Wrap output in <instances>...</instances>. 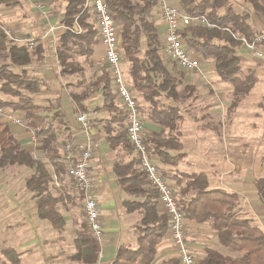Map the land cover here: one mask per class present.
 <instances>
[{
	"label": "trees",
	"instance_id": "obj_1",
	"mask_svg": "<svg viewBox=\"0 0 264 264\" xmlns=\"http://www.w3.org/2000/svg\"><path fill=\"white\" fill-rule=\"evenodd\" d=\"M86 0H65L63 23L74 26L78 23L83 32L77 34L70 30L63 33L59 39L58 56L64 73L80 70L69 64L68 49L71 43L77 46L76 52L89 57L94 52V45L98 42L97 28L87 22L88 10L83 11ZM109 11L121 26V50L123 58L130 62V77L132 87L149 103V116L161 125V130L153 135H146L147 151L157 156L164 163L177 164L186 155L181 152L182 143L177 137V126L181 120L179 107L175 104L165 105L162 95L178 99L182 97L179 86L183 82L184 73L172 71L167 66V56L162 51V41L158 28L153 20V12L158 0H105ZM258 13L264 15V0H245ZM16 0H0V4L11 5ZM182 8L191 15H205L219 25L227 26L233 31L251 39L257 30L249 22V14L238 12L230 0H179ZM222 9V11H220ZM186 43L191 52L200 54L204 58H212L215 70L223 81H229L234 86L237 96L247 94L254 87L257 77L254 70L248 69L244 75L240 74V58L237 48L242 41L236 39L231 32L220 28H208L193 25L182 29ZM146 45L142 53V46ZM5 54L13 65L29 64L32 53L25 45H16L7 39L0 26V54ZM35 54L42 55V47L37 46ZM88 63L91 64V61ZM83 69V68H82ZM81 69V70H82ZM89 84L84 92H72L78 110H87L82 103L85 94L101 89L104 103L99 110L118 114L114 117L118 127L108 125L106 136L112 146L122 145L128 152L135 151L128 139L124 127V111L116 103L110 77L105 69ZM20 75L8 68L7 64L0 65V79L5 78L3 87L12 94L18 95L11 86V81ZM17 79V80H18ZM21 82V81H20ZM186 88L191 90L189 85ZM1 105L13 109L24 110L27 125L35 135L43 139V151L47 162L36 159L29 151L21 146L17 137L12 133L6 122L0 121V168L11 164H19L36 168L26 180L27 188L37 197L38 210L41 217L50 220L57 228L64 225V218L56 209L62 195L56 196L50 191L51 182L66 180L67 169L63 161L62 151L58 146L59 134L53 122L64 121V114L60 110L52 115L42 114V107L28 97L21 95L17 100L5 101L0 99ZM140 109V106H139ZM112 119V120H113ZM176 132V134H173ZM178 151L171 154L170 150ZM139 158L134 157L128 162H117L114 170L121 189L129 195L138 197L137 200H125L124 206L128 211L138 210L140 220L136 224V240L134 244L126 243L118 247L111 264H152L158 253V245L165 237L169 228V216L158 208V192L151 186L147 174L135 164ZM52 168V172L48 168ZM204 172L182 173L178 176L177 194L180 210L187 219L197 222H209L217 232L219 242L238 252L235 256L227 255L218 249L207 248L206 256L199 264H264V231L253 224L248 218L238 214L240 196L227 188L209 187V180ZM65 182V181H64ZM257 186L264 194V177L257 179ZM77 251L69 256L70 260L93 264L97 262L100 252V241L94 238L88 223L83 220L77 237L75 238ZM2 253L6 257L5 264H23L20 254L11 247H3ZM158 264H181L177 257L161 259Z\"/></svg>",
	"mask_w": 264,
	"mask_h": 264
},
{
	"label": "crops",
	"instance_id": "obj_2",
	"mask_svg": "<svg viewBox=\"0 0 264 264\" xmlns=\"http://www.w3.org/2000/svg\"><path fill=\"white\" fill-rule=\"evenodd\" d=\"M20 1L21 0H16V3H13L11 5L0 4V17H2V20L8 22L7 23L8 25L5 24L3 25L2 22H0V24L10 28L22 40V41L14 42L16 45L19 46L25 45L27 46L28 51L32 53L31 62L29 64H25L21 66L11 64L9 59L7 58L9 61L6 63L8 65V68L13 70L15 73L19 75L21 74L22 76H28L30 78V75L32 74L31 73L32 65L34 63L39 64L40 62L45 60L46 55H48L47 53L48 49L52 47L55 48L58 46L60 37L63 35L64 32L70 30L67 29V27L69 28L70 26H67L62 21L64 18V13L59 23H55L57 19L49 20L48 13L50 11V7L48 6H47L48 11H45L43 8L45 14L43 13V11L37 12L35 8L34 13L36 18L32 20L35 21V23L34 22L20 23L18 22L19 20L13 21L12 19H9L5 14L3 15L1 14L2 6H8V7H11L13 5L16 6V4H18ZM23 1L26 3L33 4L28 0H23ZM136 1L138 2V0ZM170 1L171 3H175L177 6L182 7L178 1L175 2L172 0ZM152 15H153V20L158 28L159 37L162 41V46H163L165 24L163 22L161 12L157 8V6L155 7V10ZM37 20L40 22L41 28H39ZM249 22L257 30V32H261L264 30V15L256 14L253 16V19L252 18L249 19ZM52 25L57 26L55 31H53V33H51L49 37L42 38L44 31H46ZM70 28H76V25ZM32 33H37V34L36 36H33ZM29 38L35 39V43L31 46L28 41ZM8 40L11 41L10 39ZM39 45L42 47V55L41 57L38 58V53L35 54L34 52L37 46ZM261 49L264 52L263 44L261 45ZM162 51L164 52V47ZM236 52L240 58V65H239L241 67L240 74L244 75L248 69H252L254 70V74L257 77L256 78L257 81L255 82L254 87L251 89L249 93L237 96L234 93V86L232 85V83H230L229 81L227 82L223 81L221 77L218 76L216 80L218 84L227 83V106H226L227 122L223 118L221 122H217V124L212 125L214 122L216 123L217 120H220V118L217 117L211 119L210 122H208L207 125H205L204 127L205 129H208L210 132L212 131L211 135L213 136V139L217 141L218 144L220 143L225 144L227 142V147H226L227 172H230L232 177L231 184L227 182V190L236 192L240 196L241 202H239L238 214L240 216L242 215V217L250 219L253 224L257 225L259 228H261L264 231V194L260 192L257 186V179L264 177V170H263L264 152L258 154L257 152H255V150H253V152L251 150L252 148L259 147L261 141L263 144V140H264L261 136H259L258 133H256L259 131V128L261 129L262 127L264 131V57L255 56L253 52H251V50H249L244 44H241L237 48ZM82 56H84L83 60H80L79 63L75 64L76 68L77 67H80L81 69L83 68L82 70L80 69L78 71L80 74V79L78 83H75L76 77H73L74 79L72 81H69V84L73 85L72 88L74 87L76 89L70 90L71 85L69 86L68 90L66 87L61 88L59 86L54 88V91L57 93L55 94V99H56L55 111L60 110V112L64 114V121L60 123L66 124L64 125V127H67L64 138L61 139V136H59L58 146L63 153L64 141L77 135L81 127L80 122L77 120V114L79 112H89L92 114V125H90L91 135L98 145L94 152L95 154L92 161V165L90 167V174L92 176V180L94 184L93 192L99 202L101 221L104 229V236L102 241H100L101 252L97 262L96 263L93 262V264H111L112 262L111 260L114 258L116 251L120 245L126 243L134 244L137 236V233H135L136 224L140 220V212L138 210L128 211V209L124 206L125 200L128 199L137 200L139 198L133 195H129L123 189L120 188L117 182L118 177L114 170V165L115 163L117 164V162H128L132 160L134 157L139 158V156L136 153V151H133L132 153L126 151L122 145L112 146L111 143L108 141V139H106L107 138L105 131L106 127H108L109 124L112 125L113 127L115 126L118 127L117 124L119 122L113 119L114 117L118 116L117 113L111 114L108 111L98 109V107L102 106L104 103L101 89L99 91H96L94 96L93 93L91 92L88 93V95L85 94V99L82 103L87 107V110L77 109L76 103L72 96V92L80 91L85 93L87 84L92 82L102 72L101 70L103 69H105V71L108 72L110 77L108 66L105 63V45L102 44L99 40L94 45V52L92 55H90L89 57L85 55ZM50 57H52L51 59L53 62H57L58 59L59 67H58L57 75L59 76V78L61 75H67L71 77L75 75V72H77L76 69L73 72L72 71L66 73L63 72L58 56V50L55 55H52ZM199 57L202 62L201 67H203V65L208 60L212 59V58H204L202 55L200 56V54ZM89 61H91V64L88 63ZM166 62H168L169 64L171 63L173 66H175L174 67L175 70L177 71L182 70V69L180 70L179 67L176 65V63L170 60L168 57L166 59ZM86 64L90 69L94 70L95 72L90 79H88V75L86 72L87 71ZM121 64H122V59H121ZM14 68H22V72L16 71ZM122 68L124 74L126 73L128 76H130L129 74L130 64L127 65V67H124L122 64ZM182 72L184 73V75L185 73H187L184 71ZM5 81H2V85H1L2 90L6 92V94L15 96L16 94H12L10 91H7L3 87V83ZM110 84L113 93L116 95V103L119 107L123 109L125 115V110L122 100L118 97L116 90L114 89V85L112 84V80L110 81ZM34 85L27 84L26 87L32 90L38 89V87H36L37 85H35V87ZM128 85L131 91L133 92L132 86L129 83ZM186 85H189L192 89L191 90L188 89L189 92L184 93L182 92L183 90H181L183 88H181L180 86L183 87L185 86L186 88ZM11 86L16 91L20 92L18 88L12 85V83ZM180 86H179V91L180 93L182 92V97L176 99L175 101H173L171 97H168L166 95H162V97L163 100H165L164 101L165 105L175 104L179 107L181 113V120L177 126V137L179 138L183 146L181 152L183 153L185 152L186 155L177 164L164 163L160 161L157 156L155 155L153 156L154 161L158 164L159 169L161 170L165 179L171 184L173 188H175L176 195L179 193V186H180L177 183V179L178 176H180L182 173L204 172L207 174L206 176L209 175L206 170H198V169L183 170L181 168V165L187 163L189 158L198 156L199 153L197 149L194 152V150L190 148L191 139L187 137L189 136L186 134V130L188 129H185L184 127L185 124L187 126V124L189 123L187 121L189 120H188V115L185 112L183 103H185V101L189 99L191 101L196 99L195 98L196 86L192 82L189 84V83H184V81L180 84ZM137 94L140 95L139 93ZM220 94L222 95L223 93L222 92L213 93V97L217 98L218 100ZM18 96H20V93L18 94ZM0 99L5 100L3 98ZM6 101H11V100H6ZM143 105H145L146 108L142 109V111L140 109V114L145 127V136L146 135L150 136L153 135L154 133L157 134V132L161 130V125L159 123H156V121L149 116L148 113L149 103H147L146 100ZM48 107L52 109L54 106L49 105ZM21 111H23L25 114L24 110ZM214 113L215 112H210L209 115L214 117ZM218 114L221 113L219 112ZM198 117L199 116L197 117L195 116L192 118V120L195 121L197 120ZM245 122L248 123V126L244 125ZM9 126L12 133L17 137V139L21 143V146L32 154L31 149L33 146H31V142H30L31 138L30 140H28L29 135L26 132L28 128L24 126L10 125V124ZM124 127L126 128L125 118H124ZM197 128L198 127L194 129L197 130L195 132L196 135H198L197 133L199 130ZM32 132L33 131L31 129L30 136L33 135ZM224 133L227 134V138L223 136ZM173 134H176V132H173L172 135ZM39 141L41 142L40 146L42 147V151H43L42 137H39ZM23 142L25 144H23ZM191 145H196V143ZM177 152L178 151L173 149L170 150L171 154H176ZM251 153H253V155H251ZM155 157L157 160L155 159ZM137 164H139V162ZM137 164L135 165L139 167ZM230 164L233 166L231 167ZM49 170L50 171L52 170L51 166ZM208 180L210 186L211 185L210 176H208ZM64 181L58 182L57 180L54 179V181L51 182V184H54L52 186L53 190L52 188H50V191L53 192L54 195L56 196L59 194V192L62 193L60 200L58 201L56 206V209L61 212L64 218V225L61 228L55 227L50 220L40 216L39 210L37 209L38 208V204L36 201L37 197H35L34 194H32L33 199L31 204L29 205V207H31V214L33 215L32 223H34L32 227V235L29 236L30 238L22 237L21 235H19L20 227H18V225L20 224L19 221L21 223L22 221H24L22 208L24 207L25 197L23 196L21 197L22 194L21 193L20 196H17V198L15 199L14 205L16 208L12 212V214H14L13 215L14 218L12 219V221H14V224H10V223L6 224L5 232L2 235V236L5 235V237L2 238L4 244L2 247H11L15 249L20 254L23 264H31V263L32 264H87L84 262L73 261L69 259V256L73 255L77 251L75 245V238L77 237V232H79L80 230L81 223L83 222V220L86 219L84 212L83 195L80 194L74 183L68 177V174L66 176V180ZM25 185H26V181H25ZM211 188L213 189L216 187H211ZM27 191L29 192L30 190L28 189ZM15 195L17 194L15 193ZM61 204L66 209H68V206L71 207L70 206L71 204L75 205L73 207L76 206L78 207V204H80L82 210L81 212H79L80 213L79 215L74 214L73 218H71V220H68L65 211L63 212L59 207ZM158 208L159 210L165 212L160 202H158ZM73 210L76 209L73 208ZM7 213L8 215L3 216V219H6L11 212L10 213L7 212ZM83 214H84V219L83 218L81 219V216ZM44 220H47L48 222ZM51 224L54 228H52ZM74 224H76L77 226L75 230L76 235H74L71 239H69L68 235H65L64 233L54 236L53 231L55 230L64 231L68 229L69 226H70V231L72 233L73 230L72 226ZM45 229H47L48 232H45ZM49 232H51L52 234ZM46 234L49 235L46 236ZM187 239H188V244H190V246L193 248L196 254L195 258H197L198 264L206 256L207 248L218 249L221 252L230 256H235L238 254L237 251L231 250L230 248L223 246L219 242L217 232L211 227L210 223L207 221L197 222L188 219ZM63 242L67 243L69 247L68 249L72 248L74 250L73 251L68 250L69 252H64V253L62 252L56 253L54 251L56 250L55 246L58 244H62ZM25 247H27L28 249H24ZM42 249H44V251ZM58 251H62V250H58ZM62 255L63 257L61 259L60 257ZM29 257L32 260L31 263L26 262L28 261ZM167 257H174V258L177 257L175 247L170 239V235L168 231L165 237L163 238V240L161 241V244L158 245V253L152 264H158L161 261V259Z\"/></svg>",
	"mask_w": 264,
	"mask_h": 264
},
{
	"label": "rangeland",
	"instance_id": "obj_3",
	"mask_svg": "<svg viewBox=\"0 0 264 264\" xmlns=\"http://www.w3.org/2000/svg\"><path fill=\"white\" fill-rule=\"evenodd\" d=\"M172 1L179 2V0H172ZM230 3L232 4V6L234 7L236 11L249 14V19L250 18L253 19V16L256 14H261L256 11H253L254 9L252 8L251 4L245 0H230ZM40 5L41 7L44 8L45 11H48L47 6L50 7V11L48 13L49 20L57 19L55 23L60 22L61 18L63 17V13H64L65 0H41ZM35 8L37 12L41 11V9L36 7V4L26 3L23 0H21L18 4H16V6L15 5L11 7L2 6L1 14L2 15L5 14L9 19H12L13 21L19 20L18 22L20 23H24V22H34L35 23V21H32L34 18H36L35 13H34ZM220 11H222V9ZM88 12H89V16H87V22L92 23L93 27L97 28V21L94 15L89 10ZM0 22H2L3 25L4 24L8 25L7 24L8 22H6L5 20H2V17H0ZM37 22H38L39 28H41L40 22L38 20ZM36 34L37 33H32L33 36H36ZM71 41L72 40L70 39L69 43L71 45V48L68 49L67 51V53H69V58L67 59V61L69 62V64H71L72 67L76 68L75 64L79 63L80 60H83L84 56L76 52L77 46L73 45ZM58 46L55 48L53 47L49 48L47 52L48 55H46L45 60H43L39 64L34 63L32 65L31 67L32 74L31 75L29 74L30 78L28 76H22L20 74L21 77L19 76L20 77L19 79L18 77H16L15 79L11 81L12 85L20 90V95L22 97H28L32 101H34L35 103L39 104L42 107V110H41L42 114H53V112L56 110L55 94L57 93L54 91L55 87H58V86L61 88L66 87L68 90L69 86L71 85L70 90L72 89L75 90L76 88L74 87L72 88L73 85L69 84V81H72L74 79L73 77H76L75 83H78L80 79V74L78 72L79 70H77V72H75V75L71 77L67 75H61L59 78V76L57 75L58 73L57 71L59 67L58 59H57V62H53L51 59L52 57H50L57 53ZM263 46H264V43H263ZM144 49H146L145 44H143L142 46V53ZM196 55L199 57V54H196ZM7 62H9L7 57L5 56V54L1 53L0 54V65H3L4 63L6 64ZM122 64L124 67H127V65H129L130 62L127 60V58L125 59L122 57ZM167 66H169V68L172 71L174 72L177 71L174 68L175 66H173L171 63L169 64L167 62ZM214 66H215L214 60L210 59L203 65V67H201L200 72H187L185 73L183 77L184 83L190 84L192 82L196 86V90H195L196 99H194L193 101L189 99L185 101V103H183L185 112L187 113L188 120H189L187 121L189 122L187 126L185 124L184 127L185 129H188L186 130V134L189 135L187 137L191 139L190 140L191 144L196 143V145L190 144V148H192L194 152L197 149L199 154L198 156L189 158L187 163H184L181 165V168L183 170H191V169L192 170L194 169L206 170L209 174L208 176H210V179H211V185L209 186L210 188L211 187L227 188V182L229 184H231L232 182L231 173L227 172V161H226L227 160V148H226L227 142L225 144L223 143L218 144L217 141H215L213 139V136L211 135L212 131L210 132L208 129H205L204 127L205 125H207L208 122H210L211 119H214L217 117H219L220 120H217L216 123L214 122L212 125L217 124V122H221L223 118L227 122V107H226L227 106V83L218 84L216 82L219 75L215 71ZM14 69L16 71L22 72V68H14ZM86 69H87L86 72L88 75V79H90L95 72L94 70L90 69L87 66V64H86ZM125 76H126V80L128 81V83L132 86L131 77L128 76L126 73H125ZM2 81H5V78L0 79V98L5 99V101L6 100H17L19 98L18 95L11 96L9 94H6V92L2 90L1 88ZM27 84H33V85L35 84L37 85L36 87H38V89L32 90L30 88H27L26 87ZM180 87L183 88L181 89L183 90L182 92L184 93L189 92V90L186 89L185 86L184 87L180 86ZM218 92H222L223 94L222 95L220 94L217 100V98L213 97V93H218ZM137 93L133 89V94H135V97L138 100L140 109L142 111V109L146 108L145 105H143L145 102V99L141 96L140 93H139L140 95H138ZM161 100L162 102L165 101L163 100V97H161ZM172 100L175 101L176 99H172ZM49 105H52L54 107L51 109L48 107ZM210 112H215L214 117L209 115ZM219 112L221 114H218ZM195 116L196 117L199 116V117L197 118V120L193 121L192 118ZM53 124L54 126H56L57 131L60 134L59 136H61V139L64 138L66 134V129H67V127H64V125L66 124L64 123L62 124L56 120L53 122ZM244 125L248 126V123L245 122ZM196 127H198L197 129H199L197 133L199 136L196 135L195 133L197 131V130H194ZM262 128L261 129L259 128V131L256 133H258L259 136H261L264 139V131ZM30 130L31 129H28L26 132L29 135V137L27 136L28 140H30L31 138L30 142H31V146H33L31 149L32 154L34 155L36 159L47 162L46 158L42 155L43 151H42V147L40 146L41 142L39 141V137L35 136V139H33L32 136H30ZM226 133H224L223 135L225 138H227ZM23 144L25 143L23 142ZM251 150L252 152L253 150H255V152H257L258 154H261L262 152H264V140H263V144L261 141L259 147L252 148ZM251 155H253V153H251ZM230 166L232 167L233 165L230 164ZM48 167L50 168L49 164H48ZM35 169L36 168H30V167L18 165V164H11V165L9 164L5 167L0 168V264H5V261H6V257L2 253L3 251L2 246L4 245L2 238L5 237V235L4 236L2 235L5 232L6 224L8 223L14 224V221H12V219L14 218L13 217L14 214H12V212L16 208L14 203H15V199L17 198V196H20L21 193H22L21 197L22 196L25 197V202H24V207L22 208L24 221H22V223L19 221L20 224L19 223H18L19 225L17 224L18 227H20L19 235H21L22 237H29L32 235V227L34 223H32L33 215L31 214V207H29V205L32 202L33 193L31 191L29 192L27 191L28 189L25 185V181L31 174L34 173ZM53 185L54 184H51L50 188H52ZM15 193L17 195H15ZM70 206L71 207L68 206V209L62 206V204L59 206L63 212L65 211V214L68 220H71L74 214L79 215L80 214L79 212H81L82 210V207L80 204H78V207L77 206L73 207L75 206L73 204H71ZM73 208H75L76 210H73ZM7 212L9 213L11 212V213L6 219H3V216L8 215ZM82 218L84 219V214L81 216V219ZM44 221L48 222L47 220H44ZM72 227H73L72 233L70 231V226H69L68 229L64 230L66 232L59 231V230L53 231L54 236L64 233L65 235H68L69 239H71L74 235H76L75 230L77 226L76 224H74ZM52 228L54 227L52 226ZM45 232H48V230L45 229ZM47 235L49 234H46V236ZM55 248L56 250L54 251L56 253H61V252L64 253V252H69V251L74 250L72 248L68 249L69 247L67 243L65 242H63L62 244L56 245ZM24 249H28V248L25 247ZM42 250L44 251V249ZM58 250H62V251H58ZM62 257L63 255L60 258L62 259ZM26 262L27 263L32 262L30 257L28 261Z\"/></svg>",
	"mask_w": 264,
	"mask_h": 264
},
{
	"label": "built area",
	"instance_id": "obj_4",
	"mask_svg": "<svg viewBox=\"0 0 264 264\" xmlns=\"http://www.w3.org/2000/svg\"><path fill=\"white\" fill-rule=\"evenodd\" d=\"M36 7L43 10L41 0H28ZM157 8L161 12L165 24L163 47L165 55L176 63L179 69L184 72H200L202 62L200 57L190 51L182 29L193 25H202L208 28H220L228 30L236 38L242 41L257 57H264L261 45L264 43V30L257 32L251 39L233 31L227 26H222L211 21L205 15H191L182 7L171 3L170 0H158ZM89 10L97 21L98 40L105 45V63L114 85L118 97L122 100L125 110L126 132L129 141L134 146L139 156V168L147 174L148 181L158 192V200L164 211L169 216L168 233L175 247L177 258L181 264H198L193 248L188 244L187 222L188 219L179 208V202L175 189L165 179L153 156L147 151L145 143V127L140 114L139 104L131 91L122 68L121 50V26L109 11L105 0H86L83 11ZM75 20L76 28H68L73 32L81 33L82 28ZM4 34L13 42L22 41L10 28L1 25ZM57 26H50L44 31L42 38H47ZM30 46L35 43V39H28ZM0 120L10 125H27L26 114L20 109H13L0 104ZM77 120L80 122V129L77 135L64 141L63 160L66 164L67 174L74 183L80 194L84 197L85 219L91 233L98 241H102L104 236L103 224L99 202L93 192V180L90 174V167L94 158L97 142L91 135L92 114L89 112H79ZM33 131V130H32ZM35 139V133L32 132ZM79 137V138H78Z\"/></svg>",
	"mask_w": 264,
	"mask_h": 264
}]
</instances>
